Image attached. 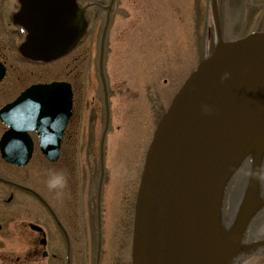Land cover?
I'll list each match as a JSON object with an SVG mask.
<instances>
[{
  "label": "water",
  "instance_id": "1",
  "mask_svg": "<svg viewBox=\"0 0 264 264\" xmlns=\"http://www.w3.org/2000/svg\"><path fill=\"white\" fill-rule=\"evenodd\" d=\"M210 2L215 46L173 96L145 154L135 201L132 264H226L249 216V210H239L219 248L214 247V217L225 177L251 153L249 194L257 184L259 157L252 148L264 144V31L222 41L216 0ZM17 20L26 30L19 50L35 60L66 53L85 27L76 0H20ZM225 71L231 75L221 80ZM70 104L67 82L29 86L0 109L9 126L0 138L1 156L24 164L31 154L26 130L35 129L44 156L56 159Z\"/></svg>",
  "mask_w": 264,
  "mask_h": 264
},
{
  "label": "rangeland",
  "instance_id": "2",
  "mask_svg": "<svg viewBox=\"0 0 264 264\" xmlns=\"http://www.w3.org/2000/svg\"><path fill=\"white\" fill-rule=\"evenodd\" d=\"M217 1L223 39L264 30V0ZM4 4L0 0V14ZM5 14L0 19V57L7 71L0 81V106L28 82L66 80L72 86V114L57 163H49L35 142L24 166L9 165L0 158V175L38 185L59 213L69 215L83 206L85 183L88 237L93 241L94 192L98 188L104 264H129L133 195L146 143L174 92L205 56L208 41L215 40L210 1L113 0L101 59L109 113L105 130H101L104 101L97 68L103 12L89 26L75 60L63 57L44 64L30 63L14 52V43L4 36ZM14 77L23 85L18 87ZM4 129L0 122V132ZM50 169L61 170L67 177L62 196L47 187ZM12 194L11 202L5 203L9 192L0 185V212L11 223L46 216L41 207L36 213L16 208L18 200L26 204L28 199L20 191ZM259 230L264 233V223ZM93 249L87 250L88 264L94 258ZM263 254L264 250L254 252L238 264H264Z\"/></svg>",
  "mask_w": 264,
  "mask_h": 264
},
{
  "label": "flooded vegetation",
  "instance_id": "3",
  "mask_svg": "<svg viewBox=\"0 0 264 264\" xmlns=\"http://www.w3.org/2000/svg\"><path fill=\"white\" fill-rule=\"evenodd\" d=\"M3 1L8 4L10 0ZM76 57L72 55L69 58L68 55L67 60L70 62ZM16 78L19 80V77ZM1 183L11 195L5 203L11 202L12 192L20 191L28 200L26 204L18 200L16 208H21L20 210L23 211L26 207V213H31L33 210L36 213L40 205L46 206L41 200L38 185L33 184L28 187V184L18 181ZM22 186H26L27 189ZM82 201L83 206H79L80 208L72 211L70 215L66 212L61 214L53 209L54 211L48 212L49 217L43 216L40 219L38 213L36 215L39 221L19 218L11 223L9 216L2 217L0 212V245L3 244L0 248V264H88L86 199ZM30 223L37 224L41 228L33 227Z\"/></svg>",
  "mask_w": 264,
  "mask_h": 264
},
{
  "label": "bare ground",
  "instance_id": "4",
  "mask_svg": "<svg viewBox=\"0 0 264 264\" xmlns=\"http://www.w3.org/2000/svg\"><path fill=\"white\" fill-rule=\"evenodd\" d=\"M252 150L257 151L256 157H259L258 178L253 193H248L251 177V153L246 155L236 166L237 168L225 177L214 217V238L216 240L214 247L219 248L218 244H221L226 233L230 230L238 215L237 212L241 209L249 210V216L244 222L242 232H240L236 253L233 258L227 260L226 264H238L247 255L264 249V233L259 230L261 224L264 223V144H257ZM177 156L179 157V153ZM252 209L254 210L251 212Z\"/></svg>",
  "mask_w": 264,
  "mask_h": 264
},
{
  "label": "clouds",
  "instance_id": "5",
  "mask_svg": "<svg viewBox=\"0 0 264 264\" xmlns=\"http://www.w3.org/2000/svg\"><path fill=\"white\" fill-rule=\"evenodd\" d=\"M231 73L228 71H225L221 75V80L227 79L230 77ZM203 110L205 112L209 111V106L207 104L203 105ZM67 184V177L65 173L61 170H56V169H50L48 178H47V187L50 190H55V194L57 196H62L63 192L62 190L66 187Z\"/></svg>",
  "mask_w": 264,
  "mask_h": 264
}]
</instances>
